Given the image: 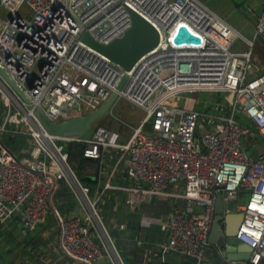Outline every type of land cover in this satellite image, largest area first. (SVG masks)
<instances>
[{"label":"built area","instance_id":"2783aa9c","mask_svg":"<svg viewBox=\"0 0 264 264\" xmlns=\"http://www.w3.org/2000/svg\"><path fill=\"white\" fill-rule=\"evenodd\" d=\"M129 9L155 27L158 42L124 69L80 36L88 32L98 42L121 36L130 24ZM252 13L255 33L264 38V0ZM179 23L198 34L199 42H173ZM237 37L199 0H0V67L30 99L25 102L0 76V134L13 123L14 131L32 141L28 154L16 157L0 140V222L15 214L27 229L43 222L61 179L83 210L58 218L64 254L87 264L103 258L125 264L100 214L101 192L91 193L67 160L65 143L82 141V155L88 158H100L103 147L126 151L129 182L116 187L127 204L135 207L162 193L188 202L166 214L162 249L200 264L222 192L242 215L236 238L251 248L245 264H264V148L259 145L264 140V71L247 74L251 51L232 49ZM122 75L126 79L117 90ZM114 90L117 98L144 110L140 122L127 124L132 130L125 142L102 124L89 137L55 134L35 112L40 108L53 122L76 117L96 109ZM202 90L227 91L230 97L205 109L168 102L179 93ZM179 182L181 191L166 192ZM192 203L200 205L199 212ZM229 264L238 262L230 259Z\"/></svg>","mask_w":264,"mask_h":264},{"label":"crops","instance_id":"0c3cea01","mask_svg":"<svg viewBox=\"0 0 264 264\" xmlns=\"http://www.w3.org/2000/svg\"><path fill=\"white\" fill-rule=\"evenodd\" d=\"M262 2L263 0H218L212 7L206 4L239 34L245 46L236 47L234 50L250 48L251 68L247 72L249 76L264 71V38L255 33V16L252 13L260 11ZM247 40L251 41L249 46L246 43ZM143 117V108L137 106L135 123L140 122ZM112 127L119 131L120 142L128 139L130 132L115 125ZM9 130L7 128L4 133ZM4 133L0 134V139ZM24 135L27 137V147L20 149V152L26 155L32 146V141L29 135ZM90 135L91 133L88 132L83 137ZM1 142L4 145L3 141ZM126 156L127 153L123 149L103 147L101 157L97 159L98 171L89 169L90 174L87 175L90 192L104 193L103 197L100 196L102 204L99 203L100 214L106 227L113 233L116 247L125 264H190L194 262V259L189 256L173 250H165L159 246V242L165 238L166 214L174 206L186 207L188 202L182 197L162 193L148 196L135 207L127 204L124 191L116 187L129 182L125 173ZM106 184L108 186L104 187ZM165 189L166 192H179L182 190V183L169 184ZM237 199L235 203H238ZM50 202L51 211L43 222L32 229L23 226L18 214L0 222V264H87L65 255L60 248L58 218L81 214L83 211L63 180H57ZM223 202L222 214L225 220L229 218L230 221L238 224L240 217L235 205L229 209L227 206L230 201L223 200ZM191 207L194 211H200V205L197 203H192ZM229 260L214 243L208 242L206 255L200 264H229ZM236 260L238 264L246 263V259ZM93 264H110V262L108 258H103Z\"/></svg>","mask_w":264,"mask_h":264},{"label":"water","instance_id":"95a60500","mask_svg":"<svg viewBox=\"0 0 264 264\" xmlns=\"http://www.w3.org/2000/svg\"><path fill=\"white\" fill-rule=\"evenodd\" d=\"M129 16L130 24L121 36L115 37L108 42H98L88 32H83L80 40L124 69H129L141 54L153 48L158 42V32L149 21L131 9H129ZM172 39L175 43L183 41L199 42L200 37L192 32L185 23H179ZM0 76L25 102L30 101L23 89L17 85L2 67H0ZM125 79L126 76L122 75L116 85L117 90L122 89ZM117 90L112 91L109 97L96 109L76 117L53 122L47 119L40 108H36L35 112L40 122L50 132L59 135L77 136L109 110L117 98ZM223 205L222 192H219L215 202V215L208 233V242L214 243L228 259H247L251 248L236 238V230L240 221L235 224L229 218L225 220V216L222 214ZM233 205L232 202H228L227 207L232 209ZM238 215L241 219V212H238Z\"/></svg>","mask_w":264,"mask_h":264},{"label":"rangeland","instance_id":"374dc122","mask_svg":"<svg viewBox=\"0 0 264 264\" xmlns=\"http://www.w3.org/2000/svg\"><path fill=\"white\" fill-rule=\"evenodd\" d=\"M202 2L207 4L209 7L214 6V4L218 0H201ZM240 1V0H236ZM206 5V6H207ZM245 45L242 44L241 38L237 37L234 42L232 43V49H235L236 47H244ZM224 96V98H223ZM230 97V93L227 91L223 92H216V91H185L182 93H179L178 95L170 98L168 102H171L176 105H184V106H195L196 109H205L208 107V105L213 104L215 101H224L226 100V97ZM131 102L126 100L123 97H119L115 99L112 106L109 108V110L100 116L96 121L93 122V124L88 127L83 133L78 134L77 136H85L92 132L94 127L98 124L105 125L109 128H113L112 125L117 126L118 128H121L122 130H125L126 132H130L132 130L131 127H129L127 124L135 125L137 121V106H133ZM112 115L118 116L120 120L117 118H114ZM115 129V128H113ZM117 130V129H116ZM118 131V130H117ZM119 132V131H118ZM257 138H259L258 134H255ZM259 145L264 148V140L259 141ZM252 149H248L247 153L251 154ZM71 166L74 168L78 164V157L72 158L70 161ZM246 198L245 196H239L237 201L243 202ZM109 235H113L111 233L110 229H108ZM114 244L116 246V241L114 240Z\"/></svg>","mask_w":264,"mask_h":264},{"label":"trees","instance_id":"16d2710c","mask_svg":"<svg viewBox=\"0 0 264 264\" xmlns=\"http://www.w3.org/2000/svg\"><path fill=\"white\" fill-rule=\"evenodd\" d=\"M1 106V105H0ZM190 107H193L192 105H189ZM241 120L247 121V118L244 116H239ZM8 128L10 129L8 132L4 133L6 134L4 136L1 135V141H3L4 145L16 156L20 157L23 155L20 152V149L27 147V137L24 135V133L20 131H14V127L16 126L13 123L7 124ZM148 127V126H147ZM253 130L256 131V129L253 127ZM84 143L82 141H67L64 145V150L67 153L68 162L74 158L78 157V164L76 167H72L77 174L79 175L80 179L87 185H89V179L87 178V175H89V169L91 171H98V161L99 158H88L84 157L82 155ZM70 164V162H69ZM71 165V164H70ZM122 191V190H121ZM121 193V192H120ZM104 194V193H103ZM103 194L101 192V197H103ZM100 203V202H99ZM101 204V203H100ZM102 205V204H101Z\"/></svg>","mask_w":264,"mask_h":264}]
</instances>
